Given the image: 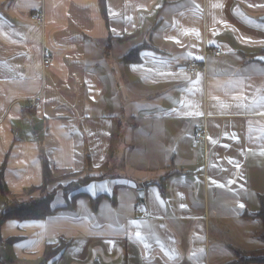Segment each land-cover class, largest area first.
<instances>
[{"label":"crops","instance_id":"1","mask_svg":"<svg viewBox=\"0 0 264 264\" xmlns=\"http://www.w3.org/2000/svg\"><path fill=\"white\" fill-rule=\"evenodd\" d=\"M205 47L204 73L174 70ZM257 57L264 0H0V264H263ZM48 194L53 214L1 220Z\"/></svg>","mask_w":264,"mask_h":264},{"label":"trees","instance_id":"2","mask_svg":"<svg viewBox=\"0 0 264 264\" xmlns=\"http://www.w3.org/2000/svg\"><path fill=\"white\" fill-rule=\"evenodd\" d=\"M102 5H103V2H102ZM130 59H131V56L125 57L126 61ZM42 179H43V184L37 188L42 189L45 184L52 181L51 171L45 161L43 162V165H42ZM85 180L86 179L83 178L82 181H85ZM33 189H31L30 191H32ZM2 193L3 195H5L3 192V189H2ZM50 199H51V194H48L47 196L43 198L32 199V200H29L28 202L15 203L12 208L2 213L1 220H6V219L21 220V219L41 218V217H46L48 215H51L54 213V210H52L49 207ZM257 217L262 222V231H261L260 237L262 241L264 242V200H262L261 202V209L257 213ZM59 251H60V248L51 249L50 247H46L42 262H45L47 259H50L54 252H59ZM246 256H247V260L251 262L264 264V248L260 250H256L251 253H247Z\"/></svg>","mask_w":264,"mask_h":264},{"label":"built area","instance_id":"3","mask_svg":"<svg viewBox=\"0 0 264 264\" xmlns=\"http://www.w3.org/2000/svg\"><path fill=\"white\" fill-rule=\"evenodd\" d=\"M29 20L34 22L38 26L44 24L43 13L37 12L29 15ZM222 50L220 47H205L203 51L204 59L201 61L191 60L187 62H182L174 67L175 71L184 72L190 76H195L200 72L205 71V58L213 57L217 58L221 56ZM51 64L50 50L47 47L41 49V68L42 70H47ZM39 104L38 97H33L24 101V110L27 112H33ZM204 140V129L197 130L193 133V143L194 145H200ZM134 211L138 214L140 218H145L147 216L146 211L142 208L141 204L138 202L134 205Z\"/></svg>","mask_w":264,"mask_h":264},{"label":"water","instance_id":"4","mask_svg":"<svg viewBox=\"0 0 264 264\" xmlns=\"http://www.w3.org/2000/svg\"><path fill=\"white\" fill-rule=\"evenodd\" d=\"M258 60H263L264 61V57H257ZM142 192H139V198L142 201Z\"/></svg>","mask_w":264,"mask_h":264},{"label":"rangeland","instance_id":"5","mask_svg":"<svg viewBox=\"0 0 264 264\" xmlns=\"http://www.w3.org/2000/svg\"><path fill=\"white\" fill-rule=\"evenodd\" d=\"M12 196L10 194H7V198H11Z\"/></svg>","mask_w":264,"mask_h":264},{"label":"snow or ice","instance_id":"6","mask_svg":"<svg viewBox=\"0 0 264 264\" xmlns=\"http://www.w3.org/2000/svg\"><path fill=\"white\" fill-rule=\"evenodd\" d=\"M137 236L139 237V233H137Z\"/></svg>","mask_w":264,"mask_h":264}]
</instances>
